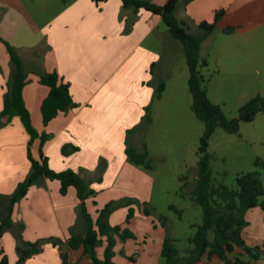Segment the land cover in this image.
Instances as JSON below:
<instances>
[{
	"label": "crops",
	"instance_id": "1",
	"mask_svg": "<svg viewBox=\"0 0 264 264\" xmlns=\"http://www.w3.org/2000/svg\"><path fill=\"white\" fill-rule=\"evenodd\" d=\"M151 1L164 4L167 0ZM219 9H224V14L217 21L215 31L203 41L202 58L205 42L217 31L255 34L264 26V0H192L189 3L179 0L176 15L190 31L199 33V24L213 22ZM128 21L132 22L131 26ZM228 27L236 30L228 32ZM157 33L166 34V40L168 35L171 42H176L161 16L144 9L134 12L132 8H125L121 0H107L98 5L93 0H0V38L12 45L28 71L23 96L34 127L51 135L44 146L50 167L57 171L68 168L78 171L96 191L126 188L121 193L111 192L108 200L127 194L136 184L141 202L149 197V176L137 171L141 177L136 179L125 149L127 130L142 121L145 107L153 100L155 86L160 82L156 79V66L161 57L162 40ZM1 39L0 112L12 72L10 55ZM53 71L70 83L78 106L60 112L45 125L41 105L49 88L40 83L39 74ZM163 99L164 94L158 101ZM154 102L157 101H153V113ZM3 121L0 194L6 197L0 198V213L18 183L32 170L27 155L30 136L21 118L14 116L8 120L5 116ZM142 140L139 130L129 136L130 144L137 150L144 146ZM66 143H73L80 150L64 155L62 147ZM32 152L35 157L40 156L39 138L34 141ZM102 157L109 163L99 182L98 166ZM60 187L58 180L42 177L15 204L13 226L1 239L10 264L18 260L19 231L26 241H44L42 251L24 264H61V251L67 252L76 264H91L82 249L74 250L68 244L72 233L84 234L87 227L79 214L77 190L70 187L62 195ZM86 206L96 218L87 200ZM146 208L136 209L129 223L128 208L117 217L110 215L112 225L128 227L136 236L126 240L116 237L114 261L117 264H156L162 254L165 228L162 222L146 215ZM51 238L62 239L64 248L54 246ZM98 254L102 256L99 247Z\"/></svg>",
	"mask_w": 264,
	"mask_h": 264
},
{
	"label": "trees",
	"instance_id": "2",
	"mask_svg": "<svg viewBox=\"0 0 264 264\" xmlns=\"http://www.w3.org/2000/svg\"><path fill=\"white\" fill-rule=\"evenodd\" d=\"M106 1L93 0L97 5ZM121 1L125 8H132L134 12L144 9L161 16L171 36L182 43L190 72L189 89L192 94V110L205 125L198 148L196 184L191 191V198L203 210V221L197 225L196 231L189 237L192 246L182 255L176 245V238L171 235L167 228L166 217H161L162 225L166 228V236L162 245V256L166 264H210V260L213 258L223 261L224 264H250L253 261H258L264 257V245L249 246L243 235V230L248 224L247 211L259 206L264 213V158L258 156L254 160L255 169L240 173L236 178V187H230L225 183H214L211 167L212 155L208 150L209 140L218 127L223 128L228 133L238 134L241 122L253 121L258 113H264V95L257 94L238 109L236 116L229 117L222 105L209 97L207 88L202 84L201 68L207 66L208 61L201 57V46L203 41L215 31L216 23L223 16L224 9L216 11L213 22L202 21L199 24V33H192L186 23L177 18L179 0H167L164 4H157L151 0ZM191 1L185 0L186 3ZM131 24L132 22L128 21V26ZM226 30L234 32L236 27H228ZM1 40L6 45L10 55L12 72L4 94L3 108L0 112V126L4 124L3 117L5 116L8 117V120L14 116L21 118L30 136L27 155L32 170L24 180L18 183L15 192L9 197L7 206L0 213V264H10L1 239L4 233L13 226L14 206L28 195L31 186L42 177L58 180L61 184L60 192L62 195H66L70 187L77 190L80 200L79 214L87 227L84 234L72 233L68 239L70 248L82 249L84 255L90 259L91 264H117L114 261L116 237L119 236L123 240L135 239L134 232L128 227L110 223V215L114 209L112 201L103 208L97 209V217L93 218L86 206V199L96 195L97 191L78 171L72 168L57 171L50 167L44 146L51 139V135L46 131L39 132L34 127L23 96L28 71L22 58L12 45L3 39ZM39 76L40 83L49 88V93L41 105L43 123L47 125L60 112H67L77 107L78 104L72 97L70 83L64 81L58 72L41 73ZM165 90L166 83L164 81L159 82L155 86L154 98L161 99ZM151 121V104H149L145 107L142 121L127 130L126 138L125 151L128 160L146 168H152V159L146 143H144V149L139 151L130 144L129 136L136 130H142L144 122L149 124ZM37 138L40 139V156L38 158L32 152V145ZM78 150L80 147L73 143H66L62 147L64 155L73 154ZM104 161L101 159L98 167L99 176L97 180L99 182L102 181V175L108 166H104ZM181 179L184 181L182 187H185L187 179L186 177ZM1 197L6 196L0 194ZM171 208L175 207L171 206ZM175 210L181 215L182 210L176 208ZM145 212L150 214L149 208H146ZM134 213L135 209L131 207L127 215L128 223ZM19 232H17L18 260L16 264H24L28 258L42 251L43 243L40 240L26 241L22 233ZM51 242L60 250L64 243L60 238H51ZM102 245H105V249L103 256H100L98 247ZM61 258V264H76L70 260L67 252L61 251Z\"/></svg>",
	"mask_w": 264,
	"mask_h": 264
},
{
	"label": "rangeland",
	"instance_id": "3",
	"mask_svg": "<svg viewBox=\"0 0 264 264\" xmlns=\"http://www.w3.org/2000/svg\"><path fill=\"white\" fill-rule=\"evenodd\" d=\"M190 32L194 33L195 30ZM157 34L162 44L159 45L161 57L156 66V79L166 83V91L161 101L153 95L150 102L151 110L153 101L157 102H154V113L151 111L152 121L149 124L144 122L142 130H139L142 142L146 143L149 150L152 168L129 160L132 171L136 172V179L141 177L137 171L148 174L149 197L146 202H141L136 184L134 188L127 190V194L113 200L107 198L108 194L114 191L112 188L98 190L96 195L89 196L86 200L93 214H97V209L112 201L114 209L111 214H115L114 217H117L124 208L129 210L131 206L137 211L146 206L150 210V214L146 215L160 224L161 217H166L167 228L176 238V245L184 255L192 246L189 237L203 221V210L191 198V191L196 184L198 148L205 125L192 110L190 72L182 43L177 39L174 40L176 42H171L168 35L166 40V34L164 36L162 33ZM203 53L208 65L201 68L202 84L207 88L209 97L221 104L229 117L236 116L238 109L251 97L257 94L264 95V26L255 34H223L217 31L205 42ZM143 148L144 146L139 147V150ZM208 150L212 155L214 183L236 187L237 176L255 169L254 160L258 156L264 158V113H258L253 121L241 122L238 134L228 133L218 127L209 140ZM101 159L105 160L104 166L108 165L107 158ZM182 177L187 179L185 187H182L184 183ZM115 188L114 192L117 193L126 191V188L122 189L120 186ZM171 206L182 210L181 215ZM246 219L248 224L244 227L243 235L247 244L263 246L262 209L258 206L247 211ZM104 249L105 245L99 246L102 256ZM156 260V264H166L162 254H159ZM256 262L264 264V257L250 264ZM210 264L224 262L213 258Z\"/></svg>",
	"mask_w": 264,
	"mask_h": 264
}]
</instances>
